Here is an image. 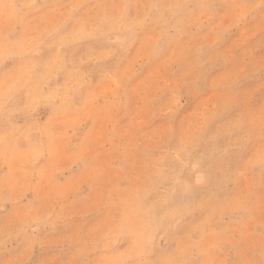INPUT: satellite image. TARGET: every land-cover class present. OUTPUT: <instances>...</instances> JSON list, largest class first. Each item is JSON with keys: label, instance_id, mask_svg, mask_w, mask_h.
I'll return each instance as SVG.
<instances>
[{"label": "rangeland", "instance_id": "obj_1", "mask_svg": "<svg viewBox=\"0 0 264 264\" xmlns=\"http://www.w3.org/2000/svg\"><path fill=\"white\" fill-rule=\"evenodd\" d=\"M0 264H264V0H0Z\"/></svg>", "mask_w": 264, "mask_h": 264}]
</instances>
